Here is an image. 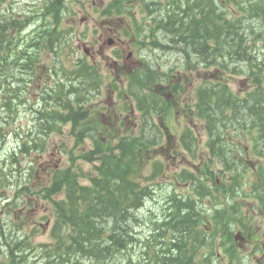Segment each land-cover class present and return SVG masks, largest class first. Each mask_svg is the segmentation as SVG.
I'll return each mask as SVG.
<instances>
[{
    "label": "trees",
    "instance_id": "1",
    "mask_svg": "<svg viewBox=\"0 0 264 264\" xmlns=\"http://www.w3.org/2000/svg\"><path fill=\"white\" fill-rule=\"evenodd\" d=\"M44 1L46 2L39 6V12L49 19L54 17L59 19L65 10L64 1ZM257 8L261 7L257 6ZM216 16V7L213 1H211L206 5L205 9L197 11L195 16L192 17L193 26L188 32L185 24L179 23L176 25L172 22L171 17L163 18L162 22L160 21L159 23L161 26L163 25L166 31L171 33V37H175L171 38L169 43L179 44L180 41H183L184 45L182 46L184 49L185 44H192L195 52L208 57L210 55L209 51L212 50L209 48L213 47H209L207 41L213 42L212 46L215 45L217 48L221 41L228 40V37L223 35L221 29L220 32L215 28L216 23L211 22ZM261 17H263L262 22H264V11ZM13 23L9 21L7 24ZM17 27L20 26L18 25ZM8 28L10 29V26ZM50 30L49 44L51 47L49 48H53L52 46L58 37H56L52 27ZM54 38L56 39L54 40ZM5 46L4 41L0 39V89L4 84H9L10 81H7V78L10 75L13 76L17 72V69L22 71V68L26 70L32 67L34 71L36 70L34 64L37 60L35 58H33L35 61L30 58L26 59L29 62L30 60L32 61L30 65H21L17 69L12 67L21 62L18 61L20 60V55L13 56L11 54L9 56L7 53L2 52L4 48H7ZM216 48L213 49L217 50ZM144 75L146 76V73ZM161 81L165 87L158 90L160 82L147 77V87L151 90L145 96L141 110L150 113L152 118L153 114H155L154 117L162 115V105L166 102L165 99H168L169 94H174L179 90L174 85L165 81L163 77H161ZM156 86L157 93H160L161 96L153 91L152 87ZM77 92L72 88L69 91L59 90L58 93H55L53 104L57 103L62 107L65 110V114L60 115V109L50 110L48 115L45 116L48 123L44 127H50L60 121L66 125L71 124L72 135L77 138V143L79 144L83 138L88 136L86 134L88 125L85 124L87 122L85 107L83 108V105H80L84 103L86 97L77 94ZM207 92L208 90L204 89L200 91L201 101L203 102V106L200 109L201 111H208L209 123L213 125L216 122L213 117V111L216 109L206 102ZM217 93H221L222 97H226L224 93H228V91L223 89ZM75 95L76 99L83 101L76 102L72 98ZM138 137L130 140L126 139L127 142L123 141L119 156L111 159L104 158L103 165L99 169L100 178L93 180V187L91 188L79 187L77 174L73 173L71 169L56 171L52 177L51 188L45 189L48 197H51L55 191L62 190L63 188L68 197L67 202L55 205L58 220L55 232L52 231L51 233L53 243L49 250L44 251L54 264L57 261H61L60 264H64V262L69 264L72 258L78 262L87 259L90 262L93 260V264H114L115 254L120 252L129 240L128 229L134 216L133 212L135 213L142 205L145 206V201L152 194L148 195L147 187H141L140 180L138 179L147 159L143 157V160H139V157L135 154L139 151L140 155L150 150L153 151L152 148L155 145L156 139L144 138L142 135ZM37 138V143L33 145L32 149H36L38 143L45 139L42 135H38ZM158 140L159 137H157V142ZM89 156H85L84 158H88ZM27 189L31 190L29 186ZM183 204L187 205L189 201ZM184 218L189 219L190 215L188 214ZM169 223L175 222L170 221ZM63 229L72 230V234L69 235L71 240L65 244L63 240H60L64 236L62 233ZM167 260L175 261L172 259ZM165 264L170 263L165 262Z\"/></svg>",
    "mask_w": 264,
    "mask_h": 264
},
{
    "label": "rangeland",
    "instance_id": "2",
    "mask_svg": "<svg viewBox=\"0 0 264 264\" xmlns=\"http://www.w3.org/2000/svg\"><path fill=\"white\" fill-rule=\"evenodd\" d=\"M98 1V0H97ZM106 1H110V0H106ZM167 1L170 0H149V2L152 4V8L154 10V14H151L152 18H155L157 20V15H159L161 12L164 11V8L161 7V5H163V3H166ZM244 1H248V0H244ZM31 2V0H0V13L3 15H11V14H17L22 17L23 15V11L28 9L27 5ZM158 3L159 6H156L155 3ZM83 10H85L83 8ZM126 10L130 11L131 13H133L134 15L137 14H141L142 13V9L137 7V8H127ZM81 18H82V14L80 17V24L78 26V30L80 31L82 29V24H81ZM34 21H37L36 19H34ZM39 21V20H38ZM41 22L43 23V21L41 20ZM92 23V21H90V24ZM38 23H34L33 25H31L27 31H30V33H33L34 31V27L37 26ZM245 27L247 28H252L253 29V33L249 32V30H246V34L250 35L249 37L246 38V42L245 44L250 46V50L252 52V54L254 55V61H253V67L255 65H258L262 68L263 73H264V42L260 41V39L258 37H256V35L258 33H260L261 30H264V25L260 20H246L245 22ZM161 36V35H160ZM22 37V34H21ZM114 44V43H113ZM114 47H116V45H109V47H105L108 48V52H110L111 50L114 49ZM117 47H119V49H122L124 52L127 51V49H129V45H117ZM130 51H132L135 54V57L132 58V56L129 58V63H131L133 66L137 65L140 63L139 59H145L146 61H148L150 64H152L153 66L157 67V65L159 64L160 67L163 70H168L171 67H176L178 65H180V62L177 59V56L175 54H173V52H169V51H164V50H160V49H155L153 47H137L136 50L131 49ZM130 53V52H129ZM70 54H75L74 52H70ZM76 55V54H75ZM107 55V54H106ZM74 56V55H73ZM80 57V55H77V58ZM71 59H76V56H74ZM59 58H57L55 55H52L51 57H49L46 60L42 61V68L43 70H48L50 68H57L59 69V67L62 65H65V56L63 57V59L61 60V62H59ZM231 63L234 66H238L240 67V70L243 71V75L241 76H226V79L231 80V82H228V84L230 86H232V89L234 90V92H240V93H244L248 91V86H247V82L243 79H245L246 77H251L253 76L252 72H251V68L250 65L244 63V62H233L231 61ZM112 64V63H111ZM132 65H129V67L131 68ZM215 71L214 67L209 68V71L207 72V68H205V63H201L198 67H195L192 71V74L190 75L189 78V83L192 86H197L200 83L202 84L203 82H206V80L211 79L212 77L214 78L215 75H213V72ZM16 74H19V72H16ZM55 79L60 80V76L59 75H54L53 76ZM104 77L107 78L106 83H108L109 81V74L105 75ZM19 79H21L23 81L22 84V90L25 91L26 88H28V84H30V79L28 76H22L19 77ZM47 80L46 77H43L42 80L40 81V83L38 84V88L36 89L34 85H31V87L29 88V94H24L27 97V101H25L26 106L24 107L23 105H20L18 107L17 110V114H14V118H9L8 119V124L7 126H5L6 130L8 131V140L6 141V143L3 145V147L0 149V157H4L7 154L10 153V151H12V149L16 146V139H15V134H21V135H25L27 134L30 130H32L33 128V122H32V118H33V114L31 112H29V107L30 105H33V108H40L42 107L43 103L41 106H37L38 104H35V102H39L40 98L42 96V87L44 86V82ZM7 81H10L9 83H16L15 78L10 75L7 78ZM235 81V82H233ZM28 83V84H27ZM16 86V84H14ZM4 90V86L1 87L0 91L2 92ZM0 99H4V94L0 93ZM98 101H102L105 102L107 101V98H102V99H98ZM108 104V102H107ZM243 115H246V119L248 120H253V116L252 114L249 116L246 113H243V111L241 112V116L243 120L244 117ZM2 117H7V114H5V112L3 111L2 107H1V101H0V122L2 121ZM105 121H107L108 123H110V119L108 117L103 118ZM185 118L184 117H179L176 116L175 119L172 118V115L169 117V123L171 126H175L174 127V131L177 133L181 132V129L186 125L185 123ZM135 129V128H134ZM133 129V130H134ZM234 132V130L232 131ZM70 133V129L65 128L64 129V135L67 136ZM202 135V139L203 141H205L207 139L205 133H201ZM60 136L57 135L56 137L52 138L56 141H58V143H60L59 139ZM59 146L54 144L50 147L49 152L46 154L45 158L43 159L42 163L43 164H37L36 166H39L37 170V175L35 178L36 184L39 186L43 183L44 179L50 175V173L58 168L61 165H65L67 166L68 164H70V160H68L67 156H60L59 155ZM22 158V157H20ZM185 160V161H184ZM22 165L23 167H28L27 164H25V162H27L26 160L22 159ZM67 164V165H66ZM82 168L85 172L86 175H88V172L91 171V166L89 164H81ZM169 165H170V169H174L176 168V171H181L183 169H187L188 163L186 162L185 158H181V157H176L175 160L173 162H171V160L169 161ZM215 173H216V177L221 181V179H226L229 178V175L226 173L224 175V177L222 176V168L219 165H216L215 167H213ZM13 174L18 175V173L16 171H14ZM12 174V175H13ZM11 175V176H12ZM16 178V177H15ZM15 178H12L10 180L11 183H15ZM209 184V183H208ZM29 187L31 188V190H33V184L29 185ZM179 185H172L171 180H170V176L167 178H162L160 177V179L157 181V194L152 193L150 194V197L147 198V200L145 201V206L144 208L141 210L140 217H142L143 221H147V217H149V215L152 213V211H155V213H160L162 212L161 208L163 206L164 203V197L165 195L169 194L170 192H173L174 190L177 192V190L180 193H183L184 190L180 187ZM245 188L248 189V186H245ZM48 207V205H41V209L42 211H44L46 208ZM2 208V204L0 203V210ZM165 209H163L164 211ZM18 216L23 217V215L18 214ZM173 222H175V220H172ZM39 222L40 219L39 217H34L32 222L30 224H27L25 226V228H23L22 232H18L17 230H15V228L9 224L5 225L4 222L2 221L0 228H2V230L0 231V247H4L3 249H5L6 247L4 246L6 242H9L10 244L14 243V242H19L17 239V237L19 238H23L26 239L24 235L25 230L29 233V241L32 243L33 246H35L36 248L38 247V245H40V252L42 253V255L44 257H47L48 255H46L44 253V247L43 245H50L51 244V231L48 233L49 229L47 227H39ZM45 226V225H44ZM172 226L173 230L176 228V223H172L171 225H168L166 228ZM38 227V228H37ZM262 231H264V228L261 229ZM148 231V228H145V230H143V232ZM262 240V244H264V237ZM20 254V253H18ZM23 257H25V253L23 254ZM28 263L27 264H41L42 261H40V254L38 252H34V253H29L28 252ZM260 259H252L251 256H249V254L244 253L243 254V259H242V263L241 264H258ZM61 261H57L55 264H60ZM90 264L91 262L87 259H83L82 262H78L75 261L73 258L71 259L70 264ZM264 263V261H263ZM26 264V262L24 263ZM66 264V263H64Z\"/></svg>",
    "mask_w": 264,
    "mask_h": 264
},
{
    "label": "bare ground",
    "instance_id": "3",
    "mask_svg": "<svg viewBox=\"0 0 264 264\" xmlns=\"http://www.w3.org/2000/svg\"><path fill=\"white\" fill-rule=\"evenodd\" d=\"M157 18V17H156ZM166 19V18H165ZM188 21V20H187ZM162 22V21H161ZM192 23V22H191ZM163 26V25H162ZM177 27V26H176ZM179 27V26H178ZM179 29V28H178ZM176 30V29H175ZM183 30V29H182ZM35 151V148L34 149H32V152H34ZM29 186V185H28ZM30 188V187H29ZM20 215H23V217H25V216H27L25 213H22V214H20ZM51 233H52V231H51ZM50 238H51V244L53 243V238L50 236ZM51 244L50 245H48V246H46V245H43V247H44V251H46V250H49V248L51 247ZM45 253V252H44ZM46 254V253H45ZM46 255H48V254H46ZM46 258H48V256L46 257ZM64 263H66V262H64ZM70 264V263H69Z\"/></svg>",
    "mask_w": 264,
    "mask_h": 264
}]
</instances>
